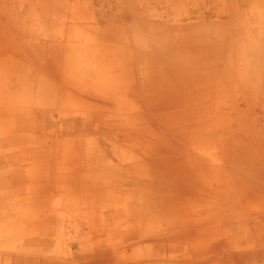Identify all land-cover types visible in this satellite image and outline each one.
<instances>
[{"label": "rangeland", "instance_id": "rangeland-1", "mask_svg": "<svg viewBox=\"0 0 264 264\" xmlns=\"http://www.w3.org/2000/svg\"><path fill=\"white\" fill-rule=\"evenodd\" d=\"M17 1L20 7H28L21 4L25 0H0V13L6 4L16 6ZM63 1L91 5L93 9L77 5V10L71 6L48 14L46 9L40 8L38 16L32 14L24 19L21 33L16 34L20 43L13 53L14 58H18L34 38L45 42V32L52 29L50 21L61 22L60 30L52 35L59 39L65 38V25L68 31L72 23L107 24L109 33L105 34V41L110 45H124L123 51L106 49V42L99 40L102 39L99 33H89L103 58V67L91 65L94 72L91 81L101 84L112 79L124 81L122 88L108 85L102 90L106 98L114 100L120 112L93 113L89 108L70 111L59 107L48 115L46 123L66 132L77 128L84 131L89 125L95 136L110 135L118 130L133 132L134 137L119 141L143 145L145 149L139 152L155 164L150 174L159 173V182L171 183L179 196L166 208L156 197V200H144L141 194L128 193L125 199L147 201L151 209H170L180 221V227L173 226L172 230L179 233L193 230L194 235L203 237L199 244L205 248L232 243L237 252L244 247L250 249V254L261 256L259 262L264 264V91L262 95L251 92L244 82H232L231 78L206 80L207 75H217L219 68L202 64L214 52L226 50L224 43V47L218 43L221 31L226 32L229 39H242L251 29H264V18L260 20L262 24L258 23V14L264 12V0ZM248 3L252 7H247ZM37 18L40 21L36 29L29 31ZM158 36L165 39L158 41ZM169 49L179 58L178 62L181 59L188 67V71L181 73L182 79L189 77L182 86L169 75L168 64L152 62L154 55L169 52ZM241 49L244 51L246 47ZM178 51L180 54H175ZM241 51L233 55H240ZM31 53L22 64L29 70L37 68L40 78H48L66 88L81 82L62 80L66 78L67 69L61 65L56 52ZM119 55H122L117 60L120 66L114 67L113 58ZM220 64L225 71L223 63ZM12 95L18 96V91ZM177 95L182 97L181 102H172L171 97ZM64 110L71 114L67 112L70 115L65 116ZM35 130L39 132L40 128ZM23 150L17 149L18 152ZM153 152L160 157L157 160L166 162L154 161L156 153ZM8 218L3 220L8 221ZM80 218H63L68 228L66 237L73 236L74 228L70 226L75 227V222L83 226L91 219ZM191 243L187 237L181 245Z\"/></svg>", "mask_w": 264, "mask_h": 264}, {"label": "crops", "instance_id": "crops-1", "mask_svg": "<svg viewBox=\"0 0 264 264\" xmlns=\"http://www.w3.org/2000/svg\"><path fill=\"white\" fill-rule=\"evenodd\" d=\"M17 3L6 4L0 13V244L4 246H0V264H263L261 256L244 247L237 252L232 243L205 248L199 244L203 237L193 230H172L180 227V221L170 209H151L144 200L159 198L167 207L179 194L171 183L159 182V173L150 174L155 164L139 152L143 145L119 141L134 137L133 132L95 136L89 125L82 126L84 131L66 132L46 123L59 107L120 112L102 90L108 85L122 88L124 81H91V65L103 67V58L89 33H99V40L106 42L107 24L72 23L68 31L65 25V38L59 39L52 35L61 22L50 21L45 42L34 38L14 58L20 43L16 34L21 33L25 18L38 16L42 8L51 14L57 8L86 6L63 0H25L21 4L27 8ZM36 20L29 31L36 29L40 19ZM105 44L106 49L123 51L124 45ZM48 51L59 54L67 69L62 80L81 81L79 85L66 88L22 64L29 53ZM122 55L113 58L114 67L120 66L117 60ZM65 110L63 114L69 116L71 112ZM157 157L154 154V161L166 162ZM128 193L141 194L144 200H126ZM6 216L8 221L3 220ZM67 217L91 219L83 226L75 222V227L70 226L73 236L66 237ZM187 237L192 243L181 245Z\"/></svg>", "mask_w": 264, "mask_h": 264}, {"label": "bare ground", "instance_id": "bare-ground-1", "mask_svg": "<svg viewBox=\"0 0 264 264\" xmlns=\"http://www.w3.org/2000/svg\"><path fill=\"white\" fill-rule=\"evenodd\" d=\"M247 7H252L251 3H248ZM263 18L264 12L259 13L258 23L262 24L260 20H262ZM244 30L246 31L248 29L246 28ZM244 34L245 35L242 39H237L235 37H233V39H229V36H226V32H220L218 43H220V46H222V44L224 43L226 50L214 52V54L209 59H205L204 61H202V64L204 66H215L216 68H219V73L217 75H207L205 76V79L216 81L215 79L221 78L220 80H222V78H231L232 82H244L248 86V89L252 90L251 92H256L259 93V95H262L264 91V29H261L260 31H254L251 29L250 33ZM158 39L164 40L165 37L158 36V38L156 37V40ZM243 47H246L244 51L243 49H241ZM240 50H242V54H236L238 57L235 54L233 55V52ZM178 52H176L175 54H180V52ZM234 57L241 58L242 60L239 61V59L237 60V58ZM178 59L175 58L174 51L172 49H169V52L161 51L158 56L154 55L152 62L155 61L160 64H163L162 62H164V65L168 64L170 67H172L170 68L169 66H167L169 68V75L171 76V78L175 79L176 83L179 86H182L186 84V81L189 80V77L187 75L186 78L182 79L181 74L182 72L184 73L185 71H188V67H186L185 62L183 60L180 59L178 62ZM183 59L185 58L183 57ZM220 63H223L224 69H226L225 71L221 70ZM220 90H223V88ZM171 98L174 99L172 100V102H181L180 98L182 97L177 95Z\"/></svg>", "mask_w": 264, "mask_h": 264}]
</instances>
